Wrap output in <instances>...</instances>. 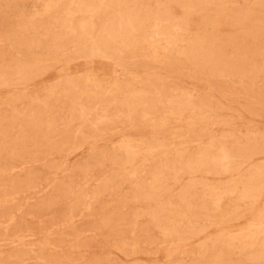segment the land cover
Wrapping results in <instances>:
<instances>
[{
  "label": "rangeland",
  "instance_id": "obj_1",
  "mask_svg": "<svg viewBox=\"0 0 264 264\" xmlns=\"http://www.w3.org/2000/svg\"><path fill=\"white\" fill-rule=\"evenodd\" d=\"M263 175L264 0H0V264H264Z\"/></svg>",
  "mask_w": 264,
  "mask_h": 264
},
{
  "label": "bare ground",
  "instance_id": "obj_2",
  "mask_svg": "<svg viewBox=\"0 0 264 264\" xmlns=\"http://www.w3.org/2000/svg\"><path fill=\"white\" fill-rule=\"evenodd\" d=\"M199 158H200V157H199ZM207 162H208V161H207ZM263 176H264V175H263ZM254 179H255V180H256V179L258 180V178H254ZM257 180H256V181H257ZM253 181H254V180H253ZM256 181H255V182H256ZM250 182H251V181H250ZM250 182H249V183H250ZM261 182L264 183V181H261ZM261 182H260V183H261ZM251 183H252V182H251ZM252 184H253V183H252ZM252 184H251V185H252ZM246 185H247V184H246ZM254 185H256V184L254 183ZM259 185H260V184H259ZM245 187H246V186H245ZM249 187H250V186H249ZM251 187H252V186H251ZM256 187H257V186H256ZM245 190H246V189H245ZM248 190L250 191V189H248ZM242 191H243V190H242ZM244 192H245V191H244ZM242 194L245 195L244 193H241V196H242ZM246 194H247V193H246ZM246 197H247V196H246ZM242 198H243V197H242ZM246 235H247V234H246ZM241 238H242V237H241ZM243 238H244V237H243ZM218 259H219V257H218ZM213 261H214V260H213ZM214 263H215V262H214ZM216 264H217V263H216Z\"/></svg>",
  "mask_w": 264,
  "mask_h": 264
}]
</instances>
